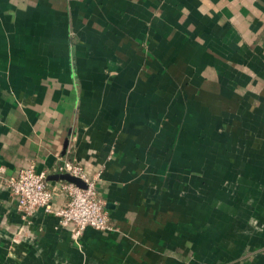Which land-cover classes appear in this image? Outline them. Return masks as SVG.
<instances>
[{"label":"crops","instance_id":"crops-1","mask_svg":"<svg viewBox=\"0 0 264 264\" xmlns=\"http://www.w3.org/2000/svg\"><path fill=\"white\" fill-rule=\"evenodd\" d=\"M74 160L114 230L21 219ZM0 264H264V0H0Z\"/></svg>","mask_w":264,"mask_h":264},{"label":"built area","instance_id":"built-area-1","mask_svg":"<svg viewBox=\"0 0 264 264\" xmlns=\"http://www.w3.org/2000/svg\"><path fill=\"white\" fill-rule=\"evenodd\" d=\"M58 171L78 176L84 181L85 187L67 181H61L57 187H53L48 184L45 172L36 171L33 165L20 168L16 176L4 177L5 186L16 198L21 219L28 222L36 210L43 209L57 217L59 226L69 228L75 240L86 227L98 231L114 230L105 201L96 187V176L85 174L75 160L59 166ZM55 188L66 197L65 203L57 208L52 206Z\"/></svg>","mask_w":264,"mask_h":264},{"label":"water","instance_id":"water-1","mask_svg":"<svg viewBox=\"0 0 264 264\" xmlns=\"http://www.w3.org/2000/svg\"><path fill=\"white\" fill-rule=\"evenodd\" d=\"M53 178L73 183V184H75L79 187H82V188L85 187V183L81 178H79L78 176L71 175V174L66 173V172L57 173L53 176Z\"/></svg>","mask_w":264,"mask_h":264}]
</instances>
